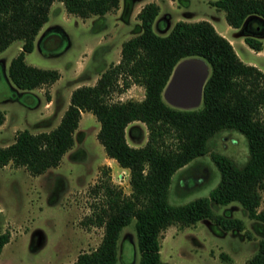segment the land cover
<instances>
[{
	"label": "trees",
	"instance_id": "1",
	"mask_svg": "<svg viewBox=\"0 0 264 264\" xmlns=\"http://www.w3.org/2000/svg\"><path fill=\"white\" fill-rule=\"evenodd\" d=\"M61 2L67 14L79 18L104 15L117 10L119 0H0V51L12 41L21 40L17 54L6 68L8 81L23 95L59 78L55 69H43L25 63L24 55L33 41L53 2ZM231 28L243 25L260 30L264 21V0H214ZM158 13L155 2L144 3L135 14L140 31L121 43L119 58L110 63L94 84L75 87L57 125L49 131L16 132L13 141L0 147V168L10 163L23 167L30 175H39L56 167L73 145V132L81 112H89L98 122L95 138L107 158L128 171L130 192L121 195L102 183L105 206L94 214L95 225L102 227L98 245L77 254L71 264H115L120 229L134 219L139 253L137 264H169L160 259L158 237L170 225L187 227L209 220L222 230L242 231L243 223L234 217L215 215L210 203L237 202L245 215L264 225V209L257 210L260 193L264 194V71L239 59L229 41L207 20L175 21L165 34H156L152 23ZM55 36L61 43L60 30H47L41 43ZM244 44L258 52L260 40L242 35ZM195 57L208 66L201 102L193 109H180L162 99L174 65L183 58ZM120 80V82H118ZM143 88L139 100H110L130 85ZM4 119L0 111V125ZM140 122L146 130L141 146H131L125 128ZM230 128L246 139L248 157L238 167L228 157L211 153L219 171L217 184L207 197L184 204L167 202L172 174L193 158L206 152V140L216 131ZM0 233V250L8 241ZM245 264H264V239Z\"/></svg>",
	"mask_w": 264,
	"mask_h": 264
},
{
	"label": "rangeland",
	"instance_id": "2",
	"mask_svg": "<svg viewBox=\"0 0 264 264\" xmlns=\"http://www.w3.org/2000/svg\"><path fill=\"white\" fill-rule=\"evenodd\" d=\"M207 1L183 0L177 8L169 6L168 0H156L160 10L152 30L162 35L174 21H195L199 16L212 19L218 29L225 27L223 11ZM119 2L118 11L84 19L67 14L57 1L50 5L47 21L35 36L32 50L24 55V61L38 68L55 69L59 78L28 94L23 95L2 76H6L8 63L17 54L21 40L12 41L0 51V111L4 116L0 125V147L10 144L19 130L37 133L54 128L68 105L70 92L75 87L94 84L110 63L118 61L121 43L140 31L139 21L130 18L132 11L155 1ZM52 29L63 34L61 43L55 36L41 43L44 32ZM231 29L234 31L228 36L235 41L239 59L264 71V48L255 52L236 41L239 36L248 34L264 42V21L256 34L245 25ZM142 97L143 88L132 84L121 93H111L109 98L139 100ZM98 127L92 114L81 112L73 132V145L56 167L39 175H30L23 167L10 163L0 168V233L9 234L0 250V264H71L78 253L98 245L102 227L92 221L99 208L105 206L102 183L108 179L109 188L114 192L120 191L121 195L130 192L128 171L107 158L95 138ZM145 138L142 123L132 122L125 128V139L130 145H142ZM206 149L204 154L189 161L186 168L172 174L166 196L169 204H184L208 196L219 180L211 153L228 157L238 167L248 157L245 137L230 128L220 129L207 138ZM260 196L257 210L264 209V194ZM210 208L215 215L241 220L243 230L224 231L207 219L187 227L170 225L158 237L162 261L169 264H245L255 253L257 243L264 239V225L249 219L237 202L210 203ZM133 224L134 219H131L119 231L115 264L138 262Z\"/></svg>",
	"mask_w": 264,
	"mask_h": 264
},
{
	"label": "water",
	"instance_id": "3",
	"mask_svg": "<svg viewBox=\"0 0 264 264\" xmlns=\"http://www.w3.org/2000/svg\"><path fill=\"white\" fill-rule=\"evenodd\" d=\"M208 75L207 64L195 57L179 60L162 90V99L172 107L196 108L201 102L203 84Z\"/></svg>",
	"mask_w": 264,
	"mask_h": 264
},
{
	"label": "crops",
	"instance_id": "4",
	"mask_svg": "<svg viewBox=\"0 0 264 264\" xmlns=\"http://www.w3.org/2000/svg\"><path fill=\"white\" fill-rule=\"evenodd\" d=\"M153 1H155L156 2V0H153ZM212 1H214V0H209V1H207L208 2V4H210V6H212V7H215V6H213V5H211V3L210 2H212ZM54 3V2H53ZM52 3V4H53ZM59 4H61V2H58ZM178 3H184L183 2V0H168V5L169 6H171V7H173L174 5L175 6H177V8L181 5V4H178ZM51 4V5H52ZM156 4L158 5V12H159V10H160V5H159V3H157L156 2ZM62 5V4H61ZM120 5H121V2H118V8L120 9ZM63 6V5H62ZM117 8V11L119 10ZM139 8H140V6L139 7H137V9H134V11H132V13H131V15H130V18H133L134 19V17H135V14L137 13V11L139 10ZM215 8H217V7H215ZM169 9H173V8H169ZM106 14V13H105ZM158 17V13H157V15H156V17L155 18H157ZM200 19H204V20H207L208 22H210L211 24H212V26L214 27V29L219 33V34H221L223 37H225L228 41H229V43L231 44V46L233 47V49H234V51H235V53H236V50H235V48H234V45H235V41L233 40V38H230L229 36H228V34H230V32H233L234 30L233 29H231L228 25H226L225 27H222V28H217V26H216V24L214 23V21L212 20V19H210V18H208V17H202V16H199L198 18H195V20H200ZM179 20H184V21H192V20H189V19H179ZM136 21V20H135ZM177 21V20H176ZM175 22V21H174ZM237 41V43L238 44H240L241 46H242V44L244 43L243 42V37L242 36H239V38H238V40H236ZM261 41V43H262V49L264 48V42L262 41V40H260ZM261 49V50H262ZM260 50V51H261ZM259 52V51H258ZM237 54V53H236ZM254 66V65H253ZM256 68H258L259 70H261V68L260 67H258L257 65L255 66ZM262 71V70H261ZM132 123V122H131ZM130 123V124H131ZM128 143V142H127ZM129 144V143H128ZM130 145V144H129ZM131 146H141V145H136V144H132ZM111 160H113V159H111ZM186 166H188V163L187 164H185L184 166H182L181 168H179V169H177V170H183L184 168H186ZM126 170V169H125ZM176 170V171H177Z\"/></svg>",
	"mask_w": 264,
	"mask_h": 264
},
{
	"label": "built area",
	"instance_id": "5",
	"mask_svg": "<svg viewBox=\"0 0 264 264\" xmlns=\"http://www.w3.org/2000/svg\"><path fill=\"white\" fill-rule=\"evenodd\" d=\"M119 178H121V176H119Z\"/></svg>",
	"mask_w": 264,
	"mask_h": 264
}]
</instances>
